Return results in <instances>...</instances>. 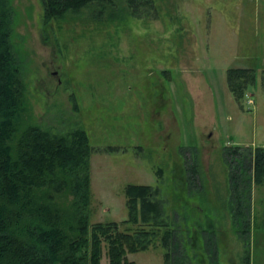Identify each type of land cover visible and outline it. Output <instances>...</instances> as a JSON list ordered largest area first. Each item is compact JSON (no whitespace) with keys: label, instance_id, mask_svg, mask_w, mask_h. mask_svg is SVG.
I'll return each instance as SVG.
<instances>
[{"label":"rangeland","instance_id":"1","mask_svg":"<svg viewBox=\"0 0 264 264\" xmlns=\"http://www.w3.org/2000/svg\"><path fill=\"white\" fill-rule=\"evenodd\" d=\"M96 1L50 21L42 0L12 1L30 119L89 134L91 221L126 218V185L148 183L173 220L174 264H245L246 249L264 264V183L228 152L264 145V0ZM231 67L256 71L241 100ZM164 253L158 238L128 256Z\"/></svg>","mask_w":264,"mask_h":264},{"label":"trees","instance_id":"2","mask_svg":"<svg viewBox=\"0 0 264 264\" xmlns=\"http://www.w3.org/2000/svg\"><path fill=\"white\" fill-rule=\"evenodd\" d=\"M12 1L0 0V264H102L104 253L109 264H137L128 253L157 245L158 238L165 247L164 264H174L173 220L158 186L128 183V216L91 221L89 134L83 127L55 133L30 119ZM42 1L50 21L95 0ZM126 1L133 7L151 2ZM253 69H228V86L238 100L255 82ZM228 152L250 181L264 183V145H235ZM244 260L251 264L248 249Z\"/></svg>","mask_w":264,"mask_h":264}]
</instances>
